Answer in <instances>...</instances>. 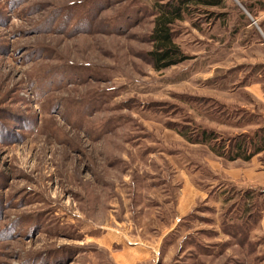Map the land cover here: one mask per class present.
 Segmentation results:
<instances>
[{
    "label": "rangeland",
    "instance_id": "obj_1",
    "mask_svg": "<svg viewBox=\"0 0 264 264\" xmlns=\"http://www.w3.org/2000/svg\"><path fill=\"white\" fill-rule=\"evenodd\" d=\"M157 1L0 0V264H115L176 218L159 264H264V191L179 133L264 125L262 0L177 23L161 72Z\"/></svg>",
    "mask_w": 264,
    "mask_h": 264
},
{
    "label": "trees",
    "instance_id": "obj_2",
    "mask_svg": "<svg viewBox=\"0 0 264 264\" xmlns=\"http://www.w3.org/2000/svg\"><path fill=\"white\" fill-rule=\"evenodd\" d=\"M226 1H157L153 7V29L149 37L152 44L149 59L154 70L161 72L189 59L175 41L177 23L186 21L190 15L199 12L202 8H224ZM246 8L252 14L253 7L246 6ZM259 9H264V4L261 1ZM244 18H247L246 15ZM179 133L191 144L208 146L216 157L227 162H250L254 157L264 152V125L251 134L243 133L227 138L201 127L195 128L193 131L189 127H183Z\"/></svg>",
    "mask_w": 264,
    "mask_h": 264
},
{
    "label": "crops",
    "instance_id": "obj_3",
    "mask_svg": "<svg viewBox=\"0 0 264 264\" xmlns=\"http://www.w3.org/2000/svg\"><path fill=\"white\" fill-rule=\"evenodd\" d=\"M264 4V0L261 1ZM253 19V18H252ZM256 25H259L264 31V9L256 11V17L253 19ZM253 22V21H252ZM262 33V32H261ZM264 37V33H262ZM254 92L259 94V89L254 88ZM264 152L254 157L250 162H244V188L247 190H263L264 191ZM238 162V161H236ZM233 163V162H231ZM190 192V191H189ZM199 191L197 190V193ZM180 208L184 209L186 203H191L195 198V193L190 195H182ZM264 204V199H263ZM182 211V210H180ZM178 218L168 226H164L158 236H151V241L138 243L137 246L121 247L120 250H111V257L115 264H159L162 259V249L164 248V239L174 231V224ZM255 232L259 236H264V208L261 211V217L255 227ZM154 233H157L154 231ZM106 248H112L114 240L110 241Z\"/></svg>",
    "mask_w": 264,
    "mask_h": 264
},
{
    "label": "water",
    "instance_id": "obj_4",
    "mask_svg": "<svg viewBox=\"0 0 264 264\" xmlns=\"http://www.w3.org/2000/svg\"><path fill=\"white\" fill-rule=\"evenodd\" d=\"M247 14H248V13H247ZM248 15H249V14H248ZM249 17H250V15H249ZM251 20L253 21L254 24H256V22H255L252 18H251Z\"/></svg>",
    "mask_w": 264,
    "mask_h": 264
}]
</instances>
